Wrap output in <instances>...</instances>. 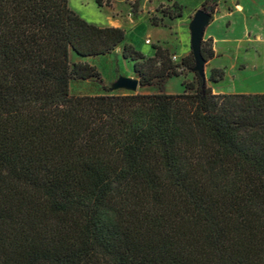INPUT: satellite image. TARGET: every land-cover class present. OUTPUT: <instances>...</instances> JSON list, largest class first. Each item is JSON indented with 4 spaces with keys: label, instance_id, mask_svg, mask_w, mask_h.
<instances>
[{
    "label": "trees",
    "instance_id": "16d2710c",
    "mask_svg": "<svg viewBox=\"0 0 264 264\" xmlns=\"http://www.w3.org/2000/svg\"><path fill=\"white\" fill-rule=\"evenodd\" d=\"M124 40L68 0H0V264H264V92L214 93L191 51L174 62L124 44L156 93L71 95L73 80H102L70 55ZM201 54L215 57L211 40ZM185 71L183 92L166 93Z\"/></svg>",
    "mask_w": 264,
    "mask_h": 264
},
{
    "label": "rangeland",
    "instance_id": "374dc122",
    "mask_svg": "<svg viewBox=\"0 0 264 264\" xmlns=\"http://www.w3.org/2000/svg\"><path fill=\"white\" fill-rule=\"evenodd\" d=\"M135 1L110 0V7H98L95 0H68V7L86 22L98 27H109L110 18L117 21L118 28L125 32V44L133 46L145 58L153 56L154 46L170 48L171 58L176 57L174 62L180 61L182 57L179 54L185 50L190 53L189 23L194 13L203 9L205 0H137L134 15L132 5ZM174 1L183 7L182 16L169 20L162 16V10L170 9ZM210 6L211 20L203 40H211L217 58L210 65L220 69L223 77L217 83L208 81L210 69L206 64L207 85L214 93L264 92V0H213ZM153 18L158 27L152 26ZM75 57L70 55L71 63L81 61L95 66L102 83L73 80L70 82V94L73 96L157 92L155 87H138L135 91L116 88L120 77L138 80L133 72V63L121 56V45L104 56ZM192 78L193 73L185 71L184 76L169 79L164 91L182 93V82H189Z\"/></svg>",
    "mask_w": 264,
    "mask_h": 264
},
{
    "label": "water",
    "instance_id": "95a60500",
    "mask_svg": "<svg viewBox=\"0 0 264 264\" xmlns=\"http://www.w3.org/2000/svg\"><path fill=\"white\" fill-rule=\"evenodd\" d=\"M212 7L197 10L189 23L190 51L194 60L193 72L198 74L205 81V59L201 54V42L204 31L211 20ZM116 88H126L135 91L139 87L138 80L120 77L115 84Z\"/></svg>",
    "mask_w": 264,
    "mask_h": 264
},
{
    "label": "crops",
    "instance_id": "0c3cea01",
    "mask_svg": "<svg viewBox=\"0 0 264 264\" xmlns=\"http://www.w3.org/2000/svg\"><path fill=\"white\" fill-rule=\"evenodd\" d=\"M110 26L109 27H118V22L117 21H115V20H113L112 18H110ZM208 27V26H207ZM206 27V28H207ZM125 44V41L122 43V44H120L121 45V50H122V47H123V45ZM187 50H185L183 53H181V54H179L181 57H184V56H187L188 54H187V52H186ZM175 52V51H174ZM152 53H154V52H152ZM215 58H217V55L215 54V57L213 58V59H215ZM213 59H211V60H209L208 61V65H209V69L211 70V69H218V68H216V67H214V66H211L210 65V63L212 62V60Z\"/></svg>",
    "mask_w": 264,
    "mask_h": 264
},
{
    "label": "built area",
    "instance_id": "2783aa9c",
    "mask_svg": "<svg viewBox=\"0 0 264 264\" xmlns=\"http://www.w3.org/2000/svg\"><path fill=\"white\" fill-rule=\"evenodd\" d=\"M147 42H149V41H147ZM171 59H172V61H176V57H172Z\"/></svg>",
    "mask_w": 264,
    "mask_h": 264
}]
</instances>
